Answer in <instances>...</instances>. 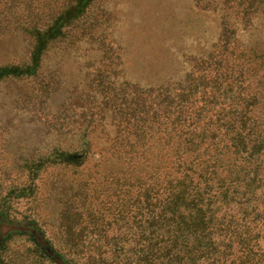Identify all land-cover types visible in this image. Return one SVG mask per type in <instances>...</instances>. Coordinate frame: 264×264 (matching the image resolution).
Masks as SVG:
<instances>
[{
	"label": "rangeland",
	"instance_id": "obj_1",
	"mask_svg": "<svg viewBox=\"0 0 264 264\" xmlns=\"http://www.w3.org/2000/svg\"><path fill=\"white\" fill-rule=\"evenodd\" d=\"M224 55L258 70L264 95V0H0L1 193L14 191L16 212L38 213L64 241V212L114 209L111 181L129 168L112 149H126L118 125L141 91L207 73ZM63 154L84 158L66 166ZM31 248L16 234L0 264L48 263Z\"/></svg>",
	"mask_w": 264,
	"mask_h": 264
},
{
	"label": "trees",
	"instance_id": "obj_2",
	"mask_svg": "<svg viewBox=\"0 0 264 264\" xmlns=\"http://www.w3.org/2000/svg\"><path fill=\"white\" fill-rule=\"evenodd\" d=\"M210 60L207 73L141 91L137 108L118 121L126 149L116 138L112 156L129 170L111 181L114 209L100 201L89 206L96 211L64 212L62 241L38 213L16 212L14 191H0V251L27 233L47 264H264V203L254 192L264 181L258 70L225 55ZM55 157L66 166L84 158ZM218 200L234 209L219 214Z\"/></svg>",
	"mask_w": 264,
	"mask_h": 264
}]
</instances>
